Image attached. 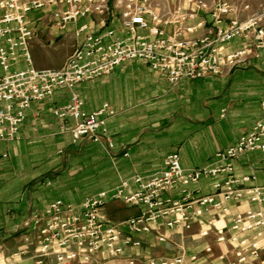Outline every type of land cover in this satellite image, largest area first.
Masks as SVG:
<instances>
[{"label":"crops","instance_id":"obj_1","mask_svg":"<svg viewBox=\"0 0 264 264\" xmlns=\"http://www.w3.org/2000/svg\"><path fill=\"white\" fill-rule=\"evenodd\" d=\"M55 1V6L31 10L26 16V24L32 31L29 41V50L31 47L34 51L32 65L38 70L60 69L87 33L104 31L99 28L100 17L96 15L80 18L59 29L53 13L64 10L65 5L63 0ZM108 2L111 14L107 28L126 36L120 11L113 8L115 0ZM167 8L171 12L172 9ZM180 9L189 11L191 8L187 5ZM200 19L209 21L207 15L199 13L196 20L186 25ZM84 25L87 30L77 36ZM184 27V24L179 25L181 29ZM165 30L171 34L175 27H165ZM203 33L201 30L197 35ZM56 42L60 52L52 54L48 43ZM237 44L233 43V47ZM20 64L27 68L19 55L18 68ZM72 92L81 98L85 114L98 111L104 104L114 112L106 119V135L101 143L86 138L73 141L70 130L75 121L66 118L60 122L52 114L54 108L69 103ZM263 97L264 49L258 52V57L249 58L243 65L225 70L219 76L183 79L175 84L144 62L127 61L107 76L79 83L72 90L57 89L51 97L31 103L18 127L17 139L0 141V264H34L30 258L14 259L11 255L23 246L25 236L32 230V216L54 201L79 205L102 192L112 193L122 183L127 184L126 192H133L136 186L132 179L138 176L148 180L160 175L164 171V159L171 154L179 156L184 170L214 166L217 152L233 146L262 119ZM98 134L102 135L101 131ZM106 139L112 143V148L105 145ZM232 164L236 176L256 178L244 188L264 187V153H245ZM210 186L211 181L203 179L190 188L199 189L201 195H210ZM178 190L174 188L170 192L175 199L180 198ZM225 205L226 215L208 208L200 218L193 220L190 230L169 229L163 220H158L151 225L149 233L136 235L128 231L124 222L142 209L109 201L103 208L107 223L121 232L122 239H139L142 245L139 248L124 246L115 259L105 254L97 259L108 260L109 264H129L138 256L134 264H149L150 259L183 256L182 264H220L218 257L224 252H229L232 259L230 247L215 243L214 232L219 228L229 229L234 215L256 210L257 206L249 201L247 194ZM204 230L208 236L199 237V231ZM160 236L165 239L162 243L158 241ZM209 244L212 249L205 252ZM201 251L197 260L195 252ZM191 257L195 260L191 261ZM247 264H264V253Z\"/></svg>","mask_w":264,"mask_h":264},{"label":"built area","instance_id":"obj_2","mask_svg":"<svg viewBox=\"0 0 264 264\" xmlns=\"http://www.w3.org/2000/svg\"><path fill=\"white\" fill-rule=\"evenodd\" d=\"M65 9L56 10L53 17L59 29L90 15L100 17L98 26L103 33H87L82 42L67 57L58 70H38L32 65L29 41L32 31L26 24L27 14L34 9L56 5L55 0H0V141L17 139L19 125L25 118V110L31 103L40 102L53 95L57 89L72 88L83 82L109 75L117 66L127 61H140L157 72L171 84L180 80H197L205 76H219L225 70L243 65L249 58L258 57L264 49V1L252 6L248 0L228 2L222 0H184L190 10L176 8L166 15L154 7V0H115L113 8L120 11L121 26L126 37L108 29L111 14L108 0H63ZM208 16L209 21H194L198 14ZM184 24L183 29L179 28ZM165 27H175L168 34ZM81 26L76 35L85 32ZM202 35H197L199 31ZM145 32V34L139 33ZM189 36V37H188ZM107 40V42H106ZM238 42L237 47L233 43ZM21 56L26 69H19ZM11 68H15L9 73ZM260 106L264 111V97ZM83 102L74 92L69 103L52 110L63 122L75 121L70 130L73 141L86 138L101 143L106 135V119L113 116L111 108L104 104L98 111L85 114ZM64 130L63 127H61ZM101 131L102 135L98 132ZM105 145L112 148L106 139ZM259 151L264 153V113L251 130L241 136L233 146L215 155L216 164L208 168L184 170L177 154L168 155L163 162L164 171L148 180L135 176L133 192H126L127 184L112 193L102 192L85 199L79 205L64 204L57 200L41 213L33 215L32 230L24 238L23 246L11 258H30L34 264H109L97 259L107 255L118 258L124 246L141 247L139 239L121 238V232L107 222L103 208L109 201H119L127 207L141 208L136 216L124 224L132 234L142 235L151 231V225L163 220L169 229L190 230L193 220L200 218L208 208L228 213L225 205L230 200L241 199L247 194L257 206L234 215L229 229L214 232L215 243L230 247L229 252L218 257L220 264H247L264 253V187L253 186L254 176L235 175L232 162L239 156ZM211 182L212 194L201 195L199 189H191L201 179ZM178 188L180 198L170 192ZM206 238V230L199 231ZM160 243L165 239L158 237ZM211 248L205 249L210 252ZM129 261L134 264L135 259ZM191 261L195 257L190 258ZM149 264H182L183 256L150 259Z\"/></svg>","mask_w":264,"mask_h":264},{"label":"rangeland","instance_id":"obj_3","mask_svg":"<svg viewBox=\"0 0 264 264\" xmlns=\"http://www.w3.org/2000/svg\"><path fill=\"white\" fill-rule=\"evenodd\" d=\"M210 1H213V0H210ZM222 1H228V2H234V3L236 2V0H222ZM248 1L252 4V6H257L258 4L262 3L264 0H248ZM154 7L156 9L160 8L161 10L163 8V11L160 10V14L166 15L168 13L167 12L168 11V8L167 7H170V9L174 10V8H176V7L177 8H181V7L182 8L183 7L186 8L187 7V4L184 2V0H154ZM172 10H171V14H173V11ZM186 12H188V11H184L183 10V12L178 13L177 16L181 17ZM31 16L32 15L29 14V18L28 19H30ZM122 37H126V36L125 35H122ZM48 45H49L48 46V50L52 54H57V53L60 52V47H59V44L57 42H56V44H54V43H48ZM30 51H31V54L34 57V51L32 50L31 47H30ZM46 64H48V63H46ZM14 69L15 68H11L10 71H9V73H12L14 71ZM19 69H25V66L23 64H20ZM0 74H2V73L0 72ZM3 107H4V105L3 104H0V109H3ZM201 180L203 181V179H201ZM206 180L212 182L214 179L209 178V179H206ZM38 213H41V212H36L35 214H38ZM193 239L196 240V241L197 240L200 241L199 237H196V236H193ZM190 242H192V240H190ZM209 245H210V248L212 249V245L211 244H209ZM202 253H203V251H201V252H195L196 256H198L197 257V260H199V258H200V256H201ZM1 262H2V259H1V255H0V263Z\"/></svg>","mask_w":264,"mask_h":264}]
</instances>
